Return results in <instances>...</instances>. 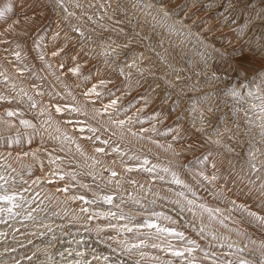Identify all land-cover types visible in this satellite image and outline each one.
<instances>
[{
    "label": "snow or ice",
    "instance_id": "1",
    "mask_svg": "<svg viewBox=\"0 0 264 264\" xmlns=\"http://www.w3.org/2000/svg\"><path fill=\"white\" fill-rule=\"evenodd\" d=\"M198 2L199 0H193L194 4ZM55 3L57 6H61L63 0H55ZM138 3L139 0L132 7L136 8ZM158 3V7L153 3H147L144 7L149 10L155 8L157 15L153 16L155 21L153 31L155 32L156 28H161L168 33L167 37L157 32L156 35L159 39L153 42L149 36L133 31L130 35L123 36L125 43L119 44L110 40V36H103L101 33L93 35L91 32L84 31L80 26L71 24V32L75 35L71 36L65 33L64 43L56 45L50 52L45 51L47 45L44 43L43 37L37 39L36 36L29 34L28 26L37 23L35 16L25 15L22 24L20 19H12L11 16L5 18L6 12L10 11L9 8L0 9V19L4 20L3 25H0L3 28V31H0V37L11 33L23 38L20 42H12L15 43V48L11 49L10 54L15 58L16 63L8 61L7 65L0 64V67L4 68V71H0V103L8 105L0 110V130L10 133L7 138L0 137V139L4 140L5 145L17 144L22 149L25 139L31 144L35 136L39 135L43 138L46 135L54 145L51 149L47 147L21 151L14 149L16 160L20 161V168H12L9 172L0 166V223H7L8 220H15L19 217L21 221L30 220L36 224L37 217L33 213L48 211V206L44 205V200L39 199L38 192L33 195L26 194L32 193L34 186L43 181L50 186L55 185L50 195L45 196L44 199L51 202L55 198L64 205L77 204L76 209L65 208L62 215L52 211V216H58L63 220L71 213L69 223H76L82 218V227L89 221L98 220L100 223L85 227V231L95 233L99 242L107 244L113 252L119 249L128 256L139 253L141 259L145 255L142 251L143 248L160 249L163 243V250L169 252L172 257L178 258L183 264H204L205 261L209 264H218V258L210 256L196 239L187 236L185 231L176 227L178 219H187V224L181 225V227L187 229L191 226L192 231L200 239L211 238L212 241L217 242H222L223 238L212 231L209 224L204 223V216L207 217L210 224L218 223L227 227L225 221L231 218L233 211H238L242 217L246 216L250 223L264 229V214H262L264 213V159H258L257 156L259 153L260 157H264V148H254L253 139L248 141L247 158L238 157L242 164L236 171V176L239 180H247L252 185L250 191H253L261 201L260 209L254 210L246 203H239L233 199L228 201L231 207L228 208L229 215H225L221 208L212 207L206 200H201L197 196L193 182L206 190L208 185H213L216 190L210 194L220 202L227 200L225 186L219 183L223 178L221 175L223 161L216 159L220 153L213 154L210 150L193 155L191 159L185 157L181 160L186 152L194 153L198 147L195 141L187 140L186 133L189 132V129L181 122L185 121V117H187L193 128H196L198 122L200 127L196 128V132L208 137L204 140L205 144L222 145L224 150L229 153L233 149L227 144H223L221 139H211V136L216 135L219 131V125L214 127L211 120L214 109L209 107L206 111H201L197 107L199 101L207 103V95L192 100L189 107L182 108L184 86L177 82L185 79L178 74L183 69L176 68L170 62L168 49L164 48L166 42L173 49L179 46L172 39L173 35L180 41V44L184 43L182 37L186 39L195 35L199 45V47L193 46L195 55L200 58V63L207 66V58L210 55L208 49L211 46L205 43V38L201 33L191 31L195 21L193 24H184L182 20L175 19L178 5L170 8L168 0H158ZM214 4L215 0H212L206 6L211 8ZM79 6L77 5V7ZM220 6L226 9L225 16L222 18H227L229 13H235L238 10L256 12L255 17L249 16L243 26H238L240 32H243L254 19L264 21V0H227V3H221ZM101 7L105 6L101 5ZM64 11L68 13L64 17L65 20L75 15L74 12H68L66 8ZM117 11L124 12L125 9L118 4L113 13ZM104 14L109 20L113 19L112 15H108L107 10ZM12 15L15 16L16 13L13 12ZM145 15H151V12H146ZM88 20L92 21L93 17L89 16ZM121 23L122 21L115 20L113 26L106 28L104 24L99 23L97 26L101 30L124 34V28L119 27ZM43 27V25L37 24V35L43 30ZM210 30L208 29V31ZM60 38V31L51 35L54 45ZM72 41L79 44V50L69 49L68 45ZM27 42H31L32 50H38L37 58L42 62L43 68L54 78L58 87L45 86L41 90L40 85L34 82L25 86V82L31 81L33 78L45 80V77L40 76L32 66L25 62L22 55V43L27 44ZM0 43L7 42L0 39ZM136 46H143L145 51L154 54L160 64L167 66L169 71L157 77L156 73L152 71L151 64L148 67H142L141 65L148 60V57L143 51L138 52ZM200 48L204 49L203 53L200 52ZM159 49H164V53L162 54ZM5 51H9V48L6 47ZM121 51L124 52L122 57L120 56ZM215 51L220 55L225 54L219 49H215ZM49 54L57 61L55 66L47 59ZM129 54H131L132 63H127ZM242 58L243 55L234 57L236 67L232 70L239 76L246 77L245 63L238 62ZM185 62L189 66L192 64L190 59H186ZM9 66L14 68V71H10ZM126 68L134 69L138 74L139 78L135 79L134 83L132 82V72H126ZM260 71L264 72V69ZM26 73L27 75H25ZM146 73L147 75H145ZM173 73H177L176 79H168L167 77ZM68 74L74 78L72 85L67 83ZM197 74L199 75V73ZM255 75H260V73ZM113 77L117 79L123 77L125 81H129L127 88L121 91ZM149 77L155 83V87L153 88L149 84L146 94L140 96L142 103L137 106L136 103L129 101L127 105H124L122 101L131 90L134 87H141L142 81L148 83ZM205 79L213 82L219 78L213 72ZM157 80L163 81L166 86L161 103L168 104V110L165 112L153 109L151 113H146L145 110L153 103L154 97L159 94L157 90L161 88V84L156 83ZM251 83H255V81H251ZM82 85H84L83 90L77 93L75 89L81 88ZM246 86L248 85L242 81L238 86L226 87L223 92L239 102L245 96V93L240 89ZM194 90H196V85L189 88V91ZM260 90L264 92V78H261ZM117 92L120 94L118 95ZM247 95L251 97L254 94L249 92ZM45 96L48 97L47 103L37 99V97ZM78 96L83 99H78ZM105 97L110 99L104 102ZM260 99L262 100L259 107L260 123L256 124L255 121H250V123L259 129L260 144L264 145V96ZM20 104L27 105V111L33 114V119L26 118L25 111L15 106ZM252 108L255 109L256 105H252ZM131 109L134 111L129 114ZM173 113L176 114L174 117ZM41 117L46 118L41 119ZM170 119L174 120L177 127L173 128L170 124L164 130L158 127ZM219 120L223 121V117H219ZM146 124L147 126H145ZM245 135H248L247 131ZM73 146L75 152H73ZM89 147L91 151L88 150ZM154 149L159 151H154ZM77 153L79 157L83 158L82 161L76 160L75 167L65 171L64 166L73 163ZM150 157H154L155 162ZM162 157L166 163H161ZM228 163L235 171V165L231 159ZM36 165L39 166L38 170L41 175L33 179L35 173L32 172V169ZM76 169H81V171ZM253 174L260 181L258 185L256 180L252 179ZM26 175L27 179H25ZM79 177L91 178L92 184L84 182ZM140 177L144 178V183H141ZM98 180L99 182H97ZM29 181H31L30 184ZM156 181L169 185L166 189L167 193H173L174 190L171 186L175 185L177 190L174 195L177 198L172 200L166 194L153 191ZM122 184L131 185L135 192L128 189L121 191ZM25 185L28 186L25 187ZM146 185L147 190L141 195L140 192L145 189ZM74 188L84 191L73 193L70 190ZM125 192L127 199H125ZM149 192L152 198H149ZM88 193H91L90 198ZM57 194L60 195L57 196ZM117 199L119 203L115 202ZM157 199L167 200L173 205L176 217L174 218L163 211L150 210L149 205H155ZM33 204L36 206L26 208ZM42 205L43 207H41ZM122 205L128 206V211H125ZM113 208L117 210L113 211ZM77 212L80 215H77ZM181 213L189 214L191 219L181 216ZM197 220H199V224ZM233 223L235 224L237 221H233ZM38 227L43 228L44 231L33 235L46 236L48 233H52V236L46 242L43 250L45 260L39 261L37 254L42 249L37 247L36 252L27 257L29 264H33V256L37 258L39 264H57L56 255L61 257L63 264H69V256L73 257L72 264H93V262L101 261L103 264H110L109 256L102 253L95 254V249H93L91 259H88V256L79 250L65 249L63 252L57 250L55 253L47 251L48 247L55 246L53 242L57 241L56 230L59 229L61 235H66L68 234L66 227L63 224L56 225L55 228L50 224H40ZM236 232L238 236L247 238L246 232H241L239 229H236ZM126 234L130 235L126 237ZM0 235L7 234L0 233ZM161 237H164V240L157 242ZM173 237L179 242L177 246L167 243L168 238ZM59 242L62 243V241ZM32 243L33 241L29 239L28 244ZM68 243H75L78 249L85 242L83 237L76 239L74 235ZM252 243L256 242L252 241ZM222 246L229 249L234 248L236 252L241 253L247 248V243L243 247L235 243H226ZM259 248L261 250L259 264H264V240L260 241ZM6 251H15V249H6ZM198 251L203 253L202 260L199 261L195 255ZM155 259L158 260L159 257ZM15 264H20V262L15 261ZM136 264H140V261L137 260ZM166 264H172V261L169 260ZM219 264H224V261L220 260ZM228 264H233V262L229 261ZM235 264H252V261L240 258L235 261Z\"/></svg>",
    "mask_w": 264,
    "mask_h": 264
},
{
    "label": "bare ground",
    "instance_id": "2",
    "mask_svg": "<svg viewBox=\"0 0 264 264\" xmlns=\"http://www.w3.org/2000/svg\"><path fill=\"white\" fill-rule=\"evenodd\" d=\"M64 1L61 6H57L55 0H0V9L6 7L9 8L10 11L6 12L5 18L11 16L12 19H20L22 24H23V17L25 15L35 16L36 21H38L39 24L40 23L42 24L41 22L42 20L43 21L47 20L48 22L47 34L45 35L40 33L36 37L37 39H39L40 37L44 38V43L47 45V48L45 49L46 52H50V50L54 48L56 45H62L64 43L65 33H68V35L71 36L75 35L71 32L70 29L71 24H76L77 26H80L84 31L91 32L93 35H96L97 33H101L103 36H111L117 39L118 42L120 40V37H118L116 33H113L110 30H101L97 26V24L98 23L104 24L107 28L108 26H113L115 20H120L122 21V23L119 25V27L124 28L126 32H128L129 34H131L133 31L140 32L142 35L149 36L153 40V42L159 39V37L156 35L157 32L162 33L165 37H167L168 35V33L164 32V30L161 28H156L155 32L153 31V25L155 24V21L153 20V16H156L157 13L155 11V8L149 10L144 7V5L147 3H153L158 7L159 6L158 0H139L138 6L136 8H133L132 5L134 3H137V0H71L70 2L71 4H68L69 0H66L65 3ZM211 2L212 0H199L198 3L194 4L193 0H168V5L170 8L172 6L178 5V7H176L175 19L182 20L184 24H193V21H195L196 23L193 25L191 31L193 33H197V32L201 33L202 37L205 38V43L211 46L208 49L210 55L207 58V66L200 63L199 62L200 58L197 55H195V50L193 46L195 45L196 47H199V45L197 44V37L195 35L189 36L186 39L182 37L181 39L184 40L183 44H180V41L176 39L175 35H173L172 39L175 40L179 46L173 49L170 48L168 43L166 42L164 48L168 49V53H169L168 58L170 62L173 63V65L176 68L183 69V71H181L178 74L181 77H184L185 79L177 82L184 86V92L182 93V95L184 96V100L181 102L182 108L189 107L192 100H195L200 96L207 95L208 96L207 103L203 101H199L197 103V107L201 111H206L207 108L209 107H212L214 109V112L211 116V120L214 127L217 124L219 125V131L216 135L211 136V139H221L223 144H227L229 147L233 149V151L229 153L224 150L222 145L217 146L212 144H205L204 140L207 139L208 137L204 134H200L196 132V128L200 127L198 122L196 124V128L192 127L191 121L188 120L187 117H185V121L181 122L184 123L186 127L189 129V132L186 133L187 140L195 141L198 144V147L194 153L186 152L184 156L181 157V160H183L185 157L187 159H191L193 155H199L200 152H205L209 150L212 151L213 154L220 153V155L216 156L217 160L223 161L221 167V175L223 178L219 181V183L225 186L224 190H225V194L227 195V200L224 202H220L210 194L212 191L216 190L213 185H208L207 190L205 188L199 187L198 185H195L194 182H193V186L195 187L197 196L201 200H206L212 207L221 208L225 215H229L228 208L231 207V205L228 203V201L233 199L237 200L239 203H246L249 207H253L254 210H259L261 206V201L257 198V196L253 193V191H250L252 189V185L249 184L247 180H243V181L239 180L236 176V171L239 170L242 164V161L238 159V157H244L245 159L247 158V153L249 151V144H248L249 139L254 140V148H264V145L260 144L261 136L259 134V129L250 123V121H255L256 124L260 123L259 107L262 103L260 97L264 96V92L260 90L261 78H264V72L260 71L261 69H264V62H262L264 61V21L254 19L250 24H248V26L244 29L243 32H240L238 26H243L245 22L248 20L249 16L255 17L256 12L255 11L245 12L238 10L235 13H229L227 15V18H222L225 16L226 9L221 7L220 5L221 3H227V0H215V4L213 7L211 8L207 7L206 5ZM105 3L108 4V7H105L104 10H107L108 15L113 16L112 20H109L108 17L104 14L105 12H103V10L101 9V5L105 6L106 5ZM21 4H23V7H21ZM118 4L121 7H123L125 11L124 12L117 11L113 13V10L116 9ZM77 5L80 6L77 7ZM99 6L101 10L99 9ZM65 8L68 10V12H74L75 15L68 17V19L65 20L64 17L67 16L68 14L67 12L64 11ZM149 11L151 12V15L146 16L145 13ZM13 12L16 13L15 16L12 15ZM89 16L93 17L92 21L88 20ZM3 23L4 20L0 19V25H3ZM33 25L28 26L29 34L34 31V27H32ZM208 29L211 30L208 31ZM0 31H3L2 27H0ZM56 31H60L61 38L60 40L56 41L54 45L51 40V35ZM185 31H187V29H185ZM0 39H3L5 41L8 40L7 43H0V64L7 65L8 61H13L14 63H16L15 58L10 54L11 49H9V51L6 52L5 48L6 47L15 48V43L14 45L10 44L9 46H7L9 41L13 42L14 40L20 42L23 38L8 33L5 36L0 37ZM32 47L33 46L31 45V42H27V44L22 43V48H23L22 55L25 58V62L28 63L30 66H32L38 73L45 71L44 73L46 75L45 80L40 81L39 79V81L37 82L35 81L34 83L40 85L41 90H43L45 86L58 87L56 85L54 78L50 76L48 71L43 68L42 62L39 61V59L37 58L38 50H32ZM68 47L69 49L75 48V50H79V44H76L75 41L70 42ZM215 49H219L221 52L225 54L220 55L215 51ZM136 50L138 52L143 51L145 56L148 57V60H146L141 66L148 67L151 64L152 71L156 73L157 77L162 76L164 75L165 72L169 71L167 66L161 65L160 62L154 56V54L145 51L143 46H136ZM159 51L162 54L164 53V49H159ZM203 51L204 49L200 48V52L203 53ZM242 55L248 57L247 62L245 63V67L247 69L246 77H241L232 70L233 68L236 67L234 57H240ZM183 57L186 58L183 59ZM47 59L54 66L56 65L57 61L54 58H52L50 54L47 56ZM85 59H87V57H85ZM186 59H190L192 61L191 66H189L185 62ZM127 63H132L131 56H129ZM9 70L14 71V68L9 66ZM0 71H4V68L0 67ZM57 71H59L58 68ZM125 71L132 72L133 83L135 82V79L139 78L138 74L134 69L126 68ZM213 72L216 74V76L219 79L213 82H209L207 79H205V77L210 76ZM258 72L260 73V75H255ZM197 73H199V75ZM25 75H27V73ZM145 75H147V73ZM176 75L177 73H173L167 78L170 80H175ZM113 79L117 84V86L121 89V91L127 88L129 81H125L123 77H120L118 79L116 77H113ZM216 81L218 83H221V85H226V86L230 84L231 86L233 85L238 86L243 81L246 85H248L240 89L245 93L243 100L237 102L230 96L227 95L224 96L222 90L224 88L213 86L214 82ZM251 81H255V83H251ZM30 83H33V81H30ZM67 83H69L70 85L74 83V78H72L70 74H68L67 76ZM156 83H160L161 88L157 90L159 94L154 97L153 103L149 106L148 109L145 110L146 113H151L153 109L155 111H165V112L168 110V104L161 103L163 98V92L166 86L163 84V81L160 80H157ZM149 84H151L153 88L155 87V83L152 82L151 77L148 78V83H144L142 81L141 87L139 88L134 87L129 93V95L123 99V104L127 105L129 101H132L133 103H136L137 106H139V104L142 103V101H140V96L144 95L143 89L144 88L148 89ZM192 85H196V90L189 91V88H191ZM83 87L84 85H82L81 88L75 89V91L77 93H80L83 90ZM141 90L142 92H140ZM249 92L253 93L254 95L251 97L248 96L247 93ZM117 94L119 95L120 92H117ZM225 97H228V99H226ZM37 99L42 100L45 103L48 102L47 96L37 97ZM78 99L82 100L83 98L81 96H78ZM107 99L110 98L107 97L106 100ZM169 103H171V101H169ZM254 104L256 105L255 109L252 108V105ZM15 106L25 111L26 118L29 119L34 118L33 114L27 111L26 104H20ZM5 107H8L6 103H0V110H3V108ZM131 111H134V109H131L129 114H131ZM172 115L174 117L176 114L173 113ZM221 116L223 117V121L219 120V117ZM45 118L46 117H41V119H45ZM169 124L173 128L177 127V124L174 122L173 119L166 120L164 125H160V126H162V130H164V128ZM145 126H147V124ZM225 129H227V131H225ZM246 131L248 132V135H245ZM7 134L10 135V133ZM53 146H54L53 142L50 141L46 135L43 138L39 135L35 136L31 144H29L27 139H25L22 149L21 146L17 144L10 143L8 145H0V166H3L9 172H11L12 168L18 169L21 166L20 161L16 160V151L31 150L37 147H47L51 149ZM14 149L16 151H14ZM88 150L91 151L90 147ZM154 151H159V150L154 149ZM73 152H75L74 146H73ZM61 155H63V153H61ZM257 156L258 159H264V157L259 156V153H257ZM80 158L82 157H79V154L77 153L75 155V158L73 159V163L64 166V170L67 171L68 168L69 169L74 168L76 160L82 161ZM150 159H152L153 162L155 161L154 157H150ZM229 159H231L232 163L235 165V171H233L232 168L230 167L228 163ZM161 160H162L161 161L162 164L166 163V161L163 160V157ZM38 168H39L38 165L34 166L32 172L35 173L36 170H38ZM76 170L81 171V169L79 170L76 169ZM38 173L41 174L39 170ZM13 175H15V173H13ZM27 178L28 176L26 175L25 179ZM79 178L86 181L89 184H92L91 178L88 177H79ZM139 179L141 180V183L145 182L143 177H140ZM252 179L256 180L257 185L259 184L260 181L257 180L255 174L252 175ZM97 182H99V180ZM30 183L31 181H29V184ZM27 186L28 185H25V187ZM49 186L50 185L42 181L39 185L34 186L32 193H27L26 195H33L36 191L38 192L41 187L44 188ZM168 187L169 185L162 184L161 182L156 181L154 184L153 191H157L161 194H166L172 200L176 199L177 197L174 195L175 190H177L176 186L175 185L171 186L174 190L173 193L166 192V189ZM126 189L135 192V189H133L131 185L122 184L121 191H124ZM146 190H147V185L145 186L144 190H141L140 194L143 195V192ZM149 198H152L150 192H149ZM125 199H127L126 192H125ZM115 202L119 203V200L117 199ZM46 203L49 202L47 201ZM53 203L51 204L53 205ZM51 204L46 213L44 212V214L43 213L39 214L41 217L43 216V218L37 217L36 215L37 218H40L37 219L36 224L30 221L31 223L34 224L32 227L31 226L29 227V224H27V222H29L28 220L22 223H19L20 221L13 222L14 220L12 221L8 220L7 223H0V233L7 234V235H0V264H13L14 258L12 253H15L16 251L15 252L6 251V249L17 248V246L28 244L29 239H31L32 241L34 239H38L37 240L38 242L36 241L33 242L32 244H28L27 247H30L29 249H31V252L32 251L36 252L37 247L41 248L42 251L37 255L41 254V256L39 257L45 258V256L42 254H44L43 250L45 249L46 242L49 239L47 238V236L48 235L50 236V234H47L46 236H36L33 234L40 231H44V229L38 227V225L40 224L54 225L55 223H57V225L60 224L65 225L67 233L70 232L80 233L75 237L76 239H80L81 237L84 238L85 244H83V246L79 247L78 249L76 248V250L82 252L87 251L90 254V256H92L93 249H95V254L102 253L103 255L109 256L110 264H136L137 260L140 261V264H166V262L169 261V259H167L164 256V254H168V256L172 257L169 252L163 250L164 248L163 243L160 249H154L151 247L143 248L142 251L145 253L143 259L140 258L139 253H135L132 256H128L122 253L119 249H117L116 252H113L111 248L107 246V244L100 243L99 238L95 234L86 232L85 227H82L81 225L79 226L78 224L80 223L78 222L69 223V220L71 219L70 217H67L62 220L58 216L56 217L52 216L51 215L52 211L59 212L61 213V215L63 213L60 210H58V205L61 208L60 204H56L57 206H52ZM75 206L76 205H74V207ZM64 207L61 209H64ZM122 207H124L125 211H128V206L122 205ZM113 209H114L113 211L117 210L115 208ZM149 209L150 210L154 209L155 211H163L169 215H172L174 218L176 217V211L173 210L174 206L171 205L167 200L162 201L160 199H157V203L155 205H149ZM181 216H187L188 219H191V216L187 213H181ZM203 221L205 224H209V227L211 228L212 231H214L218 236L223 238L222 242L212 241L211 238L200 239V237L197 236L194 231H192L191 226H189L187 229L181 227V225L187 224L188 222L187 219H178L176 227L181 231H185V234L187 236L196 239L197 242L202 246L204 251L208 252L210 256H215L216 258H218V264L220 260L224 261V264H228L229 261H232L233 264H235V261L240 258H244L249 261H252L253 259L258 261L261 259V250L259 248V244L261 240H264V229H261L257 225L250 223L248 221V218L246 216L242 217L240 212L233 211L231 213V218L225 221L227 227H224L218 223L210 224L206 216L203 217ZM233 221H237V223L234 224ZM79 222L82 223L83 220ZM96 223H100V222L93 220L92 222L89 221V223L86 225L94 226L96 225ZM163 223L167 224L168 222H163ZM197 223L199 224V220H197ZM236 229H239L241 232H246L247 238L243 236H238ZM142 231H146V230H142ZM15 233H18V235H16ZM59 235H61V233H59ZM128 235L130 234H126V237ZM163 240L164 237H161L157 242H161ZM252 241H255L256 243L253 244ZM167 243H171L172 245L177 246L179 242L173 237V238H168ZM226 243H235L240 247H243L244 244L247 243V248L243 252H241L238 256L236 255L237 252L234 253L235 252L234 248L229 249L226 246H222V245H226ZM53 244L55 246L48 247L47 251L52 252V250L58 248L57 246L61 243L57 241L56 243L53 242ZM113 247H115V245H113ZM27 253H29V251ZM195 255L198 261L202 260V256H203L202 252L198 251L197 253H195ZM28 256L29 254L26 255L25 257ZM156 257H159V259L158 260L155 259ZM171 261L172 264H183L182 261L180 260L177 262L173 260ZM59 262L60 261H58L57 263L59 264ZM97 264H103V262L101 261L98 262ZM204 264H209V262L205 261Z\"/></svg>",
    "mask_w": 264,
    "mask_h": 264
},
{
    "label": "rangeland",
    "instance_id": "3",
    "mask_svg": "<svg viewBox=\"0 0 264 264\" xmlns=\"http://www.w3.org/2000/svg\"><path fill=\"white\" fill-rule=\"evenodd\" d=\"M64 1V0H63ZM66 2V0L64 1V3ZM71 2V0H69L68 1V4H71L70 3ZM106 5H105V7H108V4L107 3H105ZM105 7H101V9L103 10V12H105V10H104V8ZM99 9H100V6H99ZM100 9V10H101ZM36 22H38V21H36ZM42 22V24L40 23L39 24V22L38 23H36V24H34L32 27H34V31H33V29H32V33H30L31 35H33V36H38L40 33H42V34H47V30H48V22H47V20H42L41 21ZM37 24L38 25H43L44 27H43V30H41L39 33H38V35H37V33H36V27H37ZM36 26V27H35ZM68 26V25H67ZM69 27V26H68ZM8 41V40H7ZM6 41V42H7ZM14 41V40H13ZM10 44H12V45H14V43H12V42H10L9 41V43H8V45L7 46H9ZM12 48H14V47H11V48H9V49H12ZM186 57H183V59H185ZM45 72V71H44ZM44 72H39V74H43L42 75V77L45 75V73ZM40 75V76H41ZM44 77H46V75L44 76ZM31 81H33V82H37V81H39V79H35V78H33V80H31ZM41 81V80H40ZM26 83V86H28V85H30L31 83H30V81H27V82H25ZM206 83H207V81H206ZM209 84V83H208ZM219 85V86H218ZM213 86H215V87H222V88H226V87H229V86H231V84L230 85H221V83H218L217 81L216 82H214V85ZM234 86V85H233ZM232 87V86H231ZM224 89H222V90H224ZM146 90L147 89H143V94H146ZM140 92H142V90L140 91ZM224 93V92H223ZM224 96H225V94H224ZM106 98L107 97H105L104 98V102H106L107 100H106ZM226 99H228V97H225ZM225 99V100H226ZM106 100V101H105ZM122 103H123V101H122ZM158 127H161V130H162V126H160V125H158ZM7 133H9L8 131H6V130H0V137H4V138H7L9 135L7 134ZM3 134V135H2ZM0 145H5V143H4V140L3 139H0ZM81 160L83 159V158H80ZM109 162L111 161L110 159L108 160ZM162 161V160H161ZM155 162V161H154ZM68 170H70L69 168H68ZM79 170V169H78ZM80 171V170H79ZM39 175H41L40 173H38V170H36V172H35V175L32 177V178H35L36 176H39ZM84 182H86V181H84ZM60 183V182H59ZM63 182H61V184H62ZM87 183V182H86ZM55 187V185H52V186H49V187H39L40 188V190L38 191V193L40 192V196H39V199H41V200H44V205H48V208H49V206H50V204L51 203H53V202H55V203H53V205L52 206H57L56 204H60V206H61V208H63L64 206V209L65 208H71V209H76V207H77V204L76 203H72V204H70V205H64V204H62V203H60V200H57V199H55V198H53L52 199V202H49V200H47V199H44L45 198V196H47V194H49L50 195V193H51V191H52V189ZM111 187V186H110ZM49 188V189H48ZM49 190V191H48ZM70 191H72L73 193H75V192H83L84 190L83 189H75L74 188V190L73 189H71ZM37 192V191H36ZM48 192V193H47ZM43 195H42V194ZM60 195V194H59ZM58 194H57V196H59ZM90 195V196H89ZM88 196H89V198L91 197V193H88ZM61 199H62V197H61ZM49 202V203H46V202ZM55 204V205H54ZM74 205H76L75 207H74ZM36 205L35 204H33V205H28V206H26V208L27 207H35ZM68 206V207H67ZM41 207H43V205L41 206ZM73 207V208H72ZM60 207H59V205H58V210H60L62 213H63V211H64V209H59ZM114 210V209H113ZM44 212L46 213L47 211H38V212H35V213H33V215H37V217H40V218H43V216L41 217L39 214L40 213H43L44 214ZM38 213V214H37ZM77 215H80L79 213H77ZM47 216H50V215H47ZM69 217L71 218V213H70V215H69ZM40 218H37V219H40ZM20 218H17V219H15L13 222H18V221H20L19 223H22V222H24V221H26V220H24V221H21V219L19 220ZM10 221V220H9ZM12 221V220H11ZM29 222H27V224H29V227L31 226H33L34 224L33 223H31L30 222V220H28ZM80 221H82V218H81V220ZM93 221V220H92ZM92 221H90V222H92ZM96 221H98V220H96ZM33 222V221H32ZM100 222V221H99ZM18 223V224H19ZM78 223H80V224H78L79 226L83 223H81V222H79L78 221ZM89 222H87V224H88ZM96 224H98V223H96ZM55 225H57V223H55L54 225H52L53 227L55 226ZM88 225H86L85 224V226L84 227H87ZM95 226V225H94ZM69 228V227H68ZM61 230H59L58 229V231L56 230V232H55V235H56V237H57V241H62V243L61 244H59L57 247L58 248H55L54 250H52V252L53 253H55V252H57V250L58 251H61V252H63L64 251V249H71V250H76V248H77V246H76V244L75 243H72V244H69L68 243V241H70L71 239H73V236L75 235V237L77 236V235H79L80 233H68V234H66V235H59V233H61L60 232ZM16 235H18V233H15ZM48 234H50V236L48 235L47 236V238H51V236H52V233H48ZM72 234H74V235H72ZM93 234H95V233H93ZM15 235V236H16ZM80 236H82V235H80ZM48 239V240H49ZM69 239V240H68ZM35 240V241H34ZM33 240V242H36L38 239H34ZM57 241H54L55 243L57 242ZM38 242V241H37ZM85 244V243H84ZM71 245V246H70ZM28 246V244H23V245H21V246H17V248L19 249H17V248H12V249H15V251H11V252H15V253H12V255H13V258H14V263L13 264H15V261H19L21 264H29L28 262H29V260L27 259V257H25L26 255H28L29 254V256H32V254L34 253V251H32L31 252V249H29L30 247H27ZM83 246V244L80 246V247H82ZM24 247H25V249H24ZM62 247V248H61ZM24 249V250H23ZM60 249H62V250H60ZM27 250V251H26ZM86 250V249H85ZM22 251H23V253H22ZM29 251V253H27ZM226 252V251H225ZM230 252V251H229ZM87 256H88V259H91L92 258V256H90V254L87 252V251H85L84 252ZM234 253H236V251L234 252ZM18 254H20V255H18ZM21 254H23V255H21ZM66 255H67V253H65ZM113 254V253H112ZM239 254L240 253H236V255H238L239 256ZM16 255V256H15ZM42 255H44V254H42ZM28 256V257H29ZM38 256H41V254H39ZM164 256L167 258V259H169V260H173V261H175V262H177V261H179V259L178 258H175V257H170V256H168V254H164ZM60 256L59 255H56L55 256V260L58 262V261H60L59 262V264H63V261L61 260V257L59 258ZM35 258V259H34ZM25 259V260H24ZM27 259V260H26ZM76 259H79V258H77L76 257ZM45 260V258L43 257V258H40L39 257V261H44ZM72 260H73V257L72 256H69L68 257V262H69V264H72ZM26 261V262H25ZM35 261V262H34ZM39 261H37V258L35 257V256H33V264H39ZM259 261L260 260H258V261H256L255 259H253L252 260V264H259ZM98 263V262H97ZM96 262H93V264H97ZM183 263V262H182ZM58 264V263H57Z\"/></svg>",
    "mask_w": 264,
    "mask_h": 264
},
{
    "label": "clouds",
    "instance_id": "4",
    "mask_svg": "<svg viewBox=\"0 0 264 264\" xmlns=\"http://www.w3.org/2000/svg\"><path fill=\"white\" fill-rule=\"evenodd\" d=\"M124 35H130V34H129L128 32H126V31H125L124 34H117V36L120 37L119 42L117 41V39H115V38H113V37H111V36H110V40L115 41L116 43H119V44H123V43L126 42V41L123 39V36H124ZM123 55H124V52L121 51V52H120V56L122 57ZM129 56H131V54H129ZM117 58L119 59V57H117ZM247 59H248V57L243 56V58H242L240 61H238V62L246 63V62H247ZM262 62H264V61H262Z\"/></svg>",
    "mask_w": 264,
    "mask_h": 264
}]
</instances>
